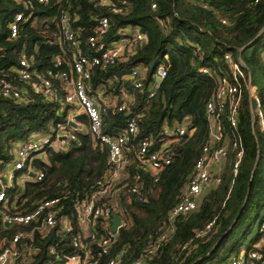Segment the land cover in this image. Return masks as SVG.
Wrapping results in <instances>:
<instances>
[{
	"label": "trees",
	"instance_id": "trees-1",
	"mask_svg": "<svg viewBox=\"0 0 264 264\" xmlns=\"http://www.w3.org/2000/svg\"><path fill=\"white\" fill-rule=\"evenodd\" d=\"M31 1L27 9L14 0H0V80L12 81L28 94L26 101H19L0 93V162L13 157L18 142L34 134L49 133L53 126L66 122L71 108L62 103L65 92L59 81H55V87L62 101L55 102L34 93L18 76L15 68L21 51H26L38 71L55 68L57 58L62 60L61 68L68 69L73 52H90L88 38L95 33L99 18L107 16L109 42L131 38L136 31L146 36L142 43L128 47L116 64L94 68L91 85L93 92L106 96L121 98L127 92L136 98L130 115L105 113L103 130L112 136L118 135L126 129L129 118H137L139 130L127 144V162L118 186L126 181L134 182L139 173L147 199L130 198L126 191H120L114 201L111 199L127 225L120 229L110 253L101 256L99 264H106L121 250L124 255L119 264H132L139 258L143 264L229 262L233 254L238 257L256 223L258 231L248 243L244 258L245 264H261L250 255L253 250L264 253V248L257 246L264 239V130L259 115L254 103L251 111L245 93L237 126L232 127L226 119L227 113L223 114L220 117L222 139L216 141L210 136L212 125L207 116V103L218 88L220 76L229 74L225 53L237 55L239 52L250 71L264 115V0H125L129 4L126 14L113 13L108 6L94 0ZM153 3L156 8L152 7ZM61 4L70 9L77 46L62 38L58 26ZM21 10L30 13L31 18L22 23L19 36L12 38L9 22ZM126 28L131 31L121 34ZM161 65L167 67V76L154 96L149 97L152 73ZM134 68L146 71L140 89L134 87L130 78ZM201 68H207L208 72H201ZM80 118L87 122L85 115ZM180 124L194 131L173 141L172 162L155 181L149 171L141 168L139 145L142 140L151 139L153 148L159 146L173 138L167 129L172 131ZM234 140H240L244 148L236 175L233 173L237 153L232 147ZM206 144L213 149L223 144L230 147L227 157L219 164L220 182H216L212 172L211 181L198 197L197 207L171 221L170 213L182 200ZM33 162L44 172V177L16 186L15 190H21L22 195L18 207H12L10 212H28L37 199L68 194L63 200L62 213L70 215L75 222L74 197H85L94 190L96 181L108 169L109 151L85 130L67 147H47ZM210 223L212 226L207 229ZM14 231L4 226L0 215V236H10ZM198 232L206 233L197 236ZM164 234L160 248L150 254L149 250ZM57 238L55 229L46 238L37 234L38 250L33 258L14 264H45L50 258L48 245ZM185 244L188 247L183 249ZM67 247L69 252L73 251L70 245Z\"/></svg>",
	"mask_w": 264,
	"mask_h": 264
},
{
	"label": "built area",
	"instance_id": "built-area-1",
	"mask_svg": "<svg viewBox=\"0 0 264 264\" xmlns=\"http://www.w3.org/2000/svg\"><path fill=\"white\" fill-rule=\"evenodd\" d=\"M25 8L32 5L31 0H14ZM40 3H49L50 0H38ZM60 2L63 0H59ZM101 6H108L113 13L126 14L129 4L125 0H94ZM156 8V4H152ZM31 14L26 11H18L9 22V31L12 38L19 36L21 25L28 21ZM58 26L62 38L73 45H78L77 32L72 27V17L69 7L61 4L58 12ZM110 29V19L102 16L98 20L96 31L88 38L90 52L83 54L80 50L72 53V60L68 69H62V60L57 58L55 68L41 72L33 67L26 51L20 53L19 65L15 68L18 76L27 82L34 93L43 95L49 101L60 102L62 98L57 93L55 81L61 83L64 90L63 105H70V111L66 122L58 123L51 128L49 133L34 134L27 140L18 142L13 157L7 162H0V215L6 228L15 230L12 235L0 236V264H14L16 261L28 262L38 250L35 245L36 235L42 238L49 236L52 230H56L57 240L48 245L50 258L45 264H99L100 257L110 253L120 229L127 222L118 213L117 204H112L111 199L120 191H126L128 197L135 196L139 201H145L146 194L141 174L135 175L134 182H122L124 167L127 162V144L131 136L138 132L139 126L136 117L128 120L126 129L115 136L105 133L103 130V115L111 113H131L136 102L133 94L124 92L121 98L106 96L103 93L93 92L91 79L96 67L108 68L116 64L125 54L126 49L134 44L146 40L145 34L136 31L131 38H122L115 42L107 39ZM131 31L123 29L121 34ZM168 59V56H167ZM224 59L229 66V74L221 75L218 88L212 99L207 103V116L211 120L210 136L213 140L222 139L220 117L226 114V119L232 127L238 124L239 108L244 94L249 98L250 108L259 115V122L264 130V115L260 108V100L256 87L251 82L250 71L240 57V53L233 55L227 52ZM167 67L159 66L152 73L149 82V97L154 96L160 86V82L167 76ZM201 72L207 73V68H201ZM146 71L134 68L130 78L133 85L140 89L144 85ZM0 93L2 96L19 101H26L28 94L12 81L0 80ZM85 115L87 122L80 118ZM88 130L92 136L105 145L109 151V165L105 175L96 181L94 190L85 197L76 195L73 200V213L75 222L70 215L63 214L64 202L68 194H61L51 198L37 199L28 212H10L12 207L17 208L22 191L15 190L17 185H22L26 180H42L44 172L34 165V159L44 149L50 146L67 147L78 138V133ZM186 124L176 125L167 133L173 136L159 146L153 148L151 139H144L139 145L138 157L142 170L149 171L159 180L160 172L171 164L173 159L172 143L178 137L187 133H193ZM232 147L236 149V161L233 165V173L236 175L244 155V148L240 140H234ZM230 147L227 144L212 148L206 144L195 164V172L189 181L187 190L182 200L172 209L170 220L181 213H187L197 207V200L203 189L209 184L212 176V168L227 157ZM220 182V171L213 177ZM25 201V200H24ZM119 214L121 223L117 230H113V216ZM212 223L207 225V229ZM264 231V224L262 225ZM206 232H198L202 236ZM165 234L154 243L149 253L156 252L165 239ZM73 249L69 252V246ZM264 248V239L262 245ZM188 244L183 245L186 249ZM97 248V252L95 250ZM124 255V250L119 251L116 257L106 264H119ZM252 259H257L264 264V253L253 250L250 253ZM132 264H143L139 258ZM228 264H245V258L232 257ZM255 264V263H253Z\"/></svg>",
	"mask_w": 264,
	"mask_h": 264
},
{
	"label": "rangeland",
	"instance_id": "rangeland-1",
	"mask_svg": "<svg viewBox=\"0 0 264 264\" xmlns=\"http://www.w3.org/2000/svg\"><path fill=\"white\" fill-rule=\"evenodd\" d=\"M142 69V68H141ZM254 105L256 106V104L254 103ZM217 167H218V165H217ZM216 167V168H217ZM217 171H219V169H217L216 170V172ZM117 196V195H116ZM116 198H115V195H114V197H113V201L115 200ZM259 224L258 223H256V225H255V227H254V230H253V232L248 236V238L246 239V241L244 242V245L242 246V248H241V252L239 253V255H238V257H240V258H243L244 257V255H245V251H246V247H247V245H248V243L250 242V240L256 235V233H257V231H258V226ZM260 245H262V242L260 241L259 243H257V246H260ZM234 256V254L232 255V257ZM229 260V259H228ZM221 264H228V261L226 262H223V263H221Z\"/></svg>",
	"mask_w": 264,
	"mask_h": 264
},
{
	"label": "water",
	"instance_id": "water-1",
	"mask_svg": "<svg viewBox=\"0 0 264 264\" xmlns=\"http://www.w3.org/2000/svg\"><path fill=\"white\" fill-rule=\"evenodd\" d=\"M129 115V113H127ZM251 186V181L249 182V187ZM239 216V215H238ZM238 217L235 219L237 221ZM121 223V216L119 214H114L113 216V230L116 231L118 225Z\"/></svg>",
	"mask_w": 264,
	"mask_h": 264
},
{
	"label": "crops",
	"instance_id": "crops-1",
	"mask_svg": "<svg viewBox=\"0 0 264 264\" xmlns=\"http://www.w3.org/2000/svg\"><path fill=\"white\" fill-rule=\"evenodd\" d=\"M216 167H217V166H215V167L212 168V172H214V173H213L214 176L216 175L217 172L220 171V170H219V171L216 172V170L219 169V166H218L217 168H216ZM214 176H213V177H214Z\"/></svg>",
	"mask_w": 264,
	"mask_h": 264
}]
</instances>
